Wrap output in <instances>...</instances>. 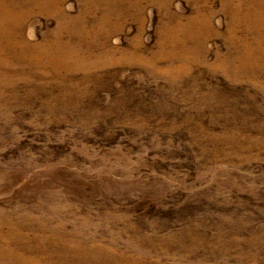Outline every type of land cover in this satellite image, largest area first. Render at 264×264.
Masks as SVG:
<instances>
[{
    "label": "rangeland",
    "instance_id": "1",
    "mask_svg": "<svg viewBox=\"0 0 264 264\" xmlns=\"http://www.w3.org/2000/svg\"><path fill=\"white\" fill-rule=\"evenodd\" d=\"M0 264H264V0H0Z\"/></svg>",
    "mask_w": 264,
    "mask_h": 264
}]
</instances>
